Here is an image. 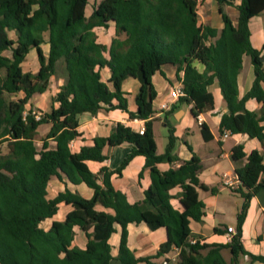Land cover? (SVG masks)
I'll list each match as a JSON object with an SVG mask.
<instances>
[{"label":"trees","instance_id":"obj_1","mask_svg":"<svg viewBox=\"0 0 264 264\" xmlns=\"http://www.w3.org/2000/svg\"><path fill=\"white\" fill-rule=\"evenodd\" d=\"M214 1L222 21L220 29L199 23L197 0H100L89 16L85 14L88 0H0V145L5 144V151L0 150V264H111L112 260L160 264L155 260L172 248L179 250L175 264H238L240 255L264 264V255L251 254L241 242L248 200L264 191V177L259 179L264 174L262 153L253 149L246 155L241 144L231 149L234 160L246 161L235 169L239 185L234 192L244 200L227 243L205 242L189 226L190 220L200 221L204 214L197 192V187L207 189L198 179L200 158L192 155L178 167L157 168L164 159L171 160L176 139L170 130L165 153H156L151 119L156 91L151 78L164 64L176 67L183 91L177 102L191 104L195 118L214 108L208 87L217 81L228 109L221 115L220 132L244 133L264 143V46L261 50L252 46L248 27L250 18L264 10V0ZM234 4L236 25L223 9ZM110 23L115 36L107 46L97 41L94 28ZM11 30L15 38L9 36ZM45 37L46 56L41 49ZM31 49L38 58L35 73L21 67ZM244 56L250 58L254 79L239 97L238 74ZM62 64L67 79L52 97L50 111L36 109L40 116L36 119L33 108L26 107L28 100L48 88L50 77ZM102 68L109 70L106 80L101 77ZM128 77L139 82L137 110L129 116L145 119L143 132L117 122L108 136H96L92 145L72 152L69 143L80 135L79 114H95L104 105L127 111L122 82ZM249 98L260 103L259 109L246 108ZM42 123L50 127L38 146L34 136ZM200 132L204 140L212 138L205 123ZM123 142L130 143L132 150L116 169L101 167L94 173L88 168L87 160L106 158V145ZM138 154L145 157L150 184L141 202L131 204L113 187L110 177L114 172L120 174ZM53 177L84 182L93 195L84 198L66 188L47 198L46 187ZM177 185L181 210L170 202L169 190ZM61 202L71 209L63 220H54L43 229L40 222L52 217ZM96 204L113 212L97 210ZM141 222L152 230H166V240L154 255L136 257L127 245V226ZM116 224L120 240L113 256L108 239ZM75 226L86 236L84 247L72 245ZM213 231L222 230L214 227Z\"/></svg>","mask_w":264,"mask_h":264},{"label":"crops","instance_id":"obj_2","mask_svg":"<svg viewBox=\"0 0 264 264\" xmlns=\"http://www.w3.org/2000/svg\"><path fill=\"white\" fill-rule=\"evenodd\" d=\"M99 2L100 0H94L90 9L86 6V16L90 15L92 7ZM238 2V0H235V4H238ZM235 4L225 5L223 7L234 25L237 24L238 19V10ZM197 13L200 24L210 25L217 29L222 27L218 5L214 0H202L200 5H198ZM248 27L252 46L261 50L264 46V10L250 18ZM94 31L97 36V41L107 46L115 36L113 23H110L107 27L97 26L94 28ZM9 36L15 38L16 34L11 30L9 31ZM48 47L49 45L45 37V41L41 44V49L45 56L48 53ZM28 54L22 62L21 67L24 72L35 73L39 68L37 54L31 57H28ZM105 56L108 57L107 53H105ZM27 59L30 60V66L26 64ZM196 65L199 70L202 69V65ZM100 72L103 80L109 77L110 73L107 68H102ZM66 79L67 71L65 65L62 64L58 72L50 77L48 88L42 93L32 95L26 107L39 109L42 112H49L52 106V97L58 91L59 86L65 83ZM253 79V65L250 58L244 56L242 68L238 74L239 97H242L249 90ZM151 80L156 91V96L152 101L153 114L151 116L156 153H165L170 130L173 131V135L176 138L171 150V160L164 159L157 164V168L160 171H165L169 168L178 167L192 155L200 158L202 169L198 173V179L207 189L197 187V192L198 198L204 205V214L200 221L190 220L189 226L191 231L200 235L205 242L227 243L229 238L226 233V228L231 226L236 230L237 214L240 211L244 199L239 193L225 186L223 179L225 178V174L230 177H236V167L246 161V158H244L243 162L234 160L231 156V149L234 145L241 144L246 155L253 149H256L262 153L264 164V143H261L256 138H250L244 133L233 134L229 132L224 136V132H220L219 124L221 115L226 113L228 109L217 81H214L208 87L213 96L214 108L199 114L195 118L191 113V104L177 102V100L173 103V107L171 106L168 110H160L158 108V104L167 97L170 88L180 84L176 77V67L174 65H162L161 71L155 72ZM138 89L139 82L133 77H128L122 82V90L126 92L127 111L119 108H109L108 105H104L95 114L89 112L79 114L78 131L80 135L70 141V150L72 152H78L82 146L92 145L94 137L108 136L117 122L130 127L136 132L141 127H144L145 119L129 116V112L134 113L137 110L135 95ZM21 95L20 93L19 96ZM113 103L115 104L116 101L114 100ZM245 106L249 110H257L260 107V103L254 98H249L246 100ZM201 123H205L208 126L212 134L211 139L204 140L202 138L200 132ZM49 127V123H42L37 127L34 140L38 146L41 145L42 138L48 132ZM39 129L41 130L40 134H38ZM0 150L2 152L5 151V144L0 145ZM131 150L132 145L128 142H123L116 146L106 145L103 148V154L106 156L103 161L87 160L86 164L94 173L98 172L101 167L114 170ZM144 164L145 157L143 155H134L121 169L120 174L114 172L110 177L113 187L123 192L127 201L131 204L141 202L143 192L150 184L149 170L144 168ZM140 172L141 176L139 175ZM262 177H264V174L260 175L259 179ZM66 188L72 192H77L84 198H91L93 195V189L88 187L84 182L72 183L66 178L60 180L53 177L48 181L46 196L47 198H53ZM180 191L181 188L178 185L169 190V193L172 195L170 202L178 210L182 209L179 202ZM95 208L110 213L113 212L112 209L104 208L100 204H96ZM70 209V205L64 202L59 203L56 213L52 217L41 221L40 226L45 230L48 229L52 221L63 220ZM214 227L220 228L222 230L221 233H215L213 231ZM241 228V242L244 249L251 254L264 255V191L250 197L248 200V207ZM115 229L116 231L108 239L113 256L117 254L118 250L120 226L116 224ZM127 230V245L136 257L154 255L159 245L166 240V230L163 227L152 230L145 223L141 222L138 224H129ZM74 231L75 235L72 245L84 247L86 243L85 234L77 226L74 227ZM178 252L179 250L177 248H172L167 254L156 259L155 262L159 263L165 259L170 264H175ZM111 264L119 263L117 260H112ZM238 264L263 263L250 261L247 255H240Z\"/></svg>","mask_w":264,"mask_h":264},{"label":"built area","instance_id":"obj_3","mask_svg":"<svg viewBox=\"0 0 264 264\" xmlns=\"http://www.w3.org/2000/svg\"><path fill=\"white\" fill-rule=\"evenodd\" d=\"M198 5H200V3L202 2V0H197ZM183 95V91L181 89V84L173 86L170 88L168 95L166 98H164L163 100L160 101V103L158 104V108L160 110H168L171 108V106L173 105V103L181 96ZM32 113L35 115L36 119H39V113L36 112V109L33 108ZM144 130V127H141L138 132L142 133ZM229 133L228 130H225L223 135L226 136ZM223 184L233 190H235L238 185H239V181L237 179V177H230L227 176L225 174V178L223 179ZM235 230L233 227L228 226L226 228V233L228 235L229 240L231 239L232 234H234ZM193 242V240H191ZM160 264H168L167 260H162L160 262Z\"/></svg>","mask_w":264,"mask_h":264},{"label":"rangeland","instance_id":"obj_4","mask_svg":"<svg viewBox=\"0 0 264 264\" xmlns=\"http://www.w3.org/2000/svg\"><path fill=\"white\" fill-rule=\"evenodd\" d=\"M93 3H94V0H89V3L87 5L88 9H90V7H91V5H93ZM11 36H12V33H11ZM35 54L36 53H35L34 49H31L30 52H29V54H28V57L35 56ZM26 64L28 66H30V60L29 59H27ZM40 133H41V130L39 129V133L38 134H40ZM224 254H225L226 259H229L228 252L225 251Z\"/></svg>","mask_w":264,"mask_h":264}]
</instances>
